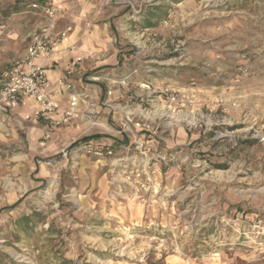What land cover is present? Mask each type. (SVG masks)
I'll use <instances>...</instances> for the list:
<instances>
[{"label":"rangeland","instance_id":"1","mask_svg":"<svg viewBox=\"0 0 264 264\" xmlns=\"http://www.w3.org/2000/svg\"><path fill=\"white\" fill-rule=\"evenodd\" d=\"M44 31L99 106L0 126V264H264V0H0V71ZM167 88L191 103L166 111Z\"/></svg>","mask_w":264,"mask_h":264},{"label":"built area","instance_id":"2","mask_svg":"<svg viewBox=\"0 0 264 264\" xmlns=\"http://www.w3.org/2000/svg\"><path fill=\"white\" fill-rule=\"evenodd\" d=\"M31 7L50 17L57 13V8L49 4L34 2ZM58 41L59 39L53 37L49 32L35 33L25 53L14 59L0 73V112L15 110L20 98L29 96L34 99L36 117L41 118L52 127L70 126L74 121L84 120L86 116L91 117L92 111L99 105L93 101H86L88 96L80 92L77 85L70 79L75 71L74 66L67 69L66 76L59 77L54 81L49 79L47 66ZM241 57L245 58L246 54H242ZM80 60L81 57L76 58V62ZM239 69L244 73L248 71V67L243 65ZM132 74H137V70L122 76L117 82L122 86H127ZM151 85V83L143 84L147 89H150ZM161 93L165 95L164 107L168 112L173 111L175 106H183L192 101L190 94H183L179 90L167 88ZM112 96L113 90L109 89L106 98L100 104L113 110L116 104H114ZM62 99H65L64 105H62ZM140 129H144L143 124L134 122L128 114L123 116L121 133L128 135L133 133V130ZM260 140L264 141V137H261ZM81 149L86 154L96 157L113 154L111 148L103 150L95 148L89 143L83 144Z\"/></svg>","mask_w":264,"mask_h":264},{"label":"crops","instance_id":"3","mask_svg":"<svg viewBox=\"0 0 264 264\" xmlns=\"http://www.w3.org/2000/svg\"><path fill=\"white\" fill-rule=\"evenodd\" d=\"M64 44H65V42H64ZM64 44L59 45L57 48L54 49V51L52 53V55L54 56L53 57V60H52L51 64H49L47 66V72H48L49 79L52 80V81H54V80H56L59 77L66 76L67 75L66 74L67 68L70 67V66H74L76 68V73H74V75L70 76V79L75 84L76 83H79V85L81 87H84L83 86V83H82V77H84V74H86L84 72L85 71V68H82L83 67L82 66V62L81 63L76 62V58L79 57V56H81V55H75L74 54V51L69 50V49L67 50V48H64V46H63ZM99 56L101 58V57H103V54L99 53ZM99 56H98V60H99ZM7 67L3 68L0 71V73L4 69H6ZM78 70H80V71H78ZM79 72H81V73H79ZM85 89L86 88H84V90ZM87 90H89V92H92L88 88H87ZM87 90H85V91L87 92ZM94 91L96 93H98V91H99L100 92V95L98 97H97V95L96 96L95 95H92L93 96L92 97L93 99H95V97H97L100 100L101 98H104L105 95H106V93H104V90H102L101 86L99 87V90L97 88H95ZM117 92H118L117 90H115V92H114L115 99H117V96H116ZM122 93H123L122 95L120 93V96L122 98H124V95L125 94H124V92H122ZM89 94L91 95V93H89ZM90 95H87V96L89 97ZM64 104H65V99H62V105H64ZM34 114H35V103H34L33 97L22 96L20 98L19 104H18V106H17V108L15 110L8 111V112H6V111L5 112H0V126H4L5 125V122L8 121V120H9V122H6V124L7 123L10 124L11 122H16V123L21 124L24 118L25 119H27L28 117H31V118L33 117L34 118ZM33 118H32V122L33 121L34 122H37ZM77 125L82 127L83 124H82L81 121H74L71 124L72 127L69 128L68 130H70V129L75 130L74 126H77ZM5 128H6V126H5Z\"/></svg>","mask_w":264,"mask_h":264},{"label":"trees","instance_id":"4","mask_svg":"<svg viewBox=\"0 0 264 264\" xmlns=\"http://www.w3.org/2000/svg\"><path fill=\"white\" fill-rule=\"evenodd\" d=\"M181 0H171V2H174V3H177V2H180ZM164 14H166V12L164 13ZM153 26V23H151V22H147V24H145V25H143V28H150V27H152ZM90 136H88V137H85V138H83V140L84 139H88ZM94 138H97V137H101L100 135H96V136H93ZM90 139V138H89ZM222 167H225V166H222ZM31 220H32V218H23L22 220L20 219L19 221H18V223L20 224V225H24L25 223H29V222H31ZM24 223V224H23Z\"/></svg>","mask_w":264,"mask_h":264},{"label":"bare ground","instance_id":"5","mask_svg":"<svg viewBox=\"0 0 264 264\" xmlns=\"http://www.w3.org/2000/svg\"><path fill=\"white\" fill-rule=\"evenodd\" d=\"M64 42L66 43V42H68V39L66 38L65 40H64ZM62 45V44H61Z\"/></svg>","mask_w":264,"mask_h":264}]
</instances>
